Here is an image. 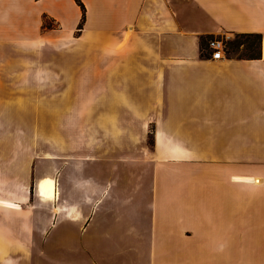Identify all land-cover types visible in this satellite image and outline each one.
<instances>
[{
    "label": "crops",
    "instance_id": "crops-1",
    "mask_svg": "<svg viewBox=\"0 0 264 264\" xmlns=\"http://www.w3.org/2000/svg\"><path fill=\"white\" fill-rule=\"evenodd\" d=\"M79 1L0 0V264H249L264 0Z\"/></svg>",
    "mask_w": 264,
    "mask_h": 264
},
{
    "label": "rangeland",
    "instance_id": "rangeland-1",
    "mask_svg": "<svg viewBox=\"0 0 264 264\" xmlns=\"http://www.w3.org/2000/svg\"><path fill=\"white\" fill-rule=\"evenodd\" d=\"M225 38V53L235 54L236 56H250L259 53L260 40L253 35H231L224 36ZM239 260L247 262L249 264H264V253L263 252H239Z\"/></svg>",
    "mask_w": 264,
    "mask_h": 264
},
{
    "label": "built area",
    "instance_id": "built-area-1",
    "mask_svg": "<svg viewBox=\"0 0 264 264\" xmlns=\"http://www.w3.org/2000/svg\"><path fill=\"white\" fill-rule=\"evenodd\" d=\"M225 38L213 37L207 42V49L209 50V58L221 60L225 54Z\"/></svg>",
    "mask_w": 264,
    "mask_h": 264
},
{
    "label": "trees",
    "instance_id": "trees-1",
    "mask_svg": "<svg viewBox=\"0 0 264 264\" xmlns=\"http://www.w3.org/2000/svg\"><path fill=\"white\" fill-rule=\"evenodd\" d=\"M78 3H79L78 5H79V7L81 9V12H82V18H81V21L79 23V26L81 27L83 25L84 21L86 20V15H85V8H84V6L82 5V3L79 0H78ZM251 35H253V34H251ZM253 36L254 37H257L260 40V43H261V39H262V36L261 35L256 34V35H253ZM249 57H251L252 59L259 58V53L256 54V55H253V56L250 55Z\"/></svg>",
    "mask_w": 264,
    "mask_h": 264
},
{
    "label": "bare ground",
    "instance_id": "bare-ground-1",
    "mask_svg": "<svg viewBox=\"0 0 264 264\" xmlns=\"http://www.w3.org/2000/svg\"><path fill=\"white\" fill-rule=\"evenodd\" d=\"M41 192L45 195H49L53 193V186L50 182H42L41 183Z\"/></svg>",
    "mask_w": 264,
    "mask_h": 264
}]
</instances>
